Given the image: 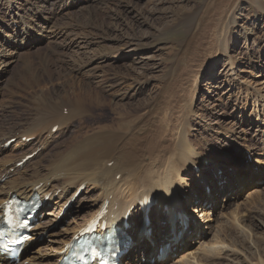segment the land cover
Wrapping results in <instances>:
<instances>
[{
	"label": "bare ground",
	"instance_id": "1",
	"mask_svg": "<svg viewBox=\"0 0 264 264\" xmlns=\"http://www.w3.org/2000/svg\"><path fill=\"white\" fill-rule=\"evenodd\" d=\"M49 1L0 0V9L7 11L6 16L3 14L4 11H0V80L3 73L9 71L10 64L16 60H20L23 64L28 63L30 59L27 56L28 53L25 52L26 50L20 52V48L29 43L49 40L51 43L57 42L64 53L72 51L75 54L61 61L65 65L61 73L65 76L70 75V78L66 77L67 79L58 86L52 85L48 89H43L41 85L51 82L53 74L49 69H46L44 74L34 73L31 76L32 84L33 87L39 88V92L36 90L32 92L36 107L28 116L13 115L15 118L8 117L0 124V213L4 201L13 195L29 198L34 194L44 197L51 193V198L54 199L37 216L32 233V239H38L49 226L52 227L47 241L37 248L34 245L36 242L28 243L24 251L27 256L19 264H56L68 252L69 249L65 254L63 253L71 237L84 229L90 217L98 214L104 203H108L107 211L104 213L107 228L103 229L100 223L98 233L105 236L104 233L113 225L117 228V237L115 235L114 237L120 244L119 249L125 251L120 264H135L138 259H141V254L144 260L150 261L154 258L160 260L159 264H165V259L186 239H204L212 233L213 223L218 220L217 214H213L214 217H212V211L206 207V204L215 205L221 194H226L227 197V193L236 186L235 182L228 186H218L209 180L207 176L214 168V161L209 160V155L213 157L212 150L207 151L201 141L195 139L196 134L192 132L194 121L185 116L191 114V101L195 95V87L204 71L205 76L208 73L206 77H209L208 80L206 79L207 86L217 87L210 81L214 75L215 62L210 59L218 54L226 56L225 63L228 71L221 82L222 84L229 82L231 86L226 93H232L234 89H238V92L242 94L244 91L245 99L248 101L247 99L252 95L255 96V91H258L259 94L255 99L256 106L259 103L258 97L264 100V94L261 93L263 91L254 88L251 83L241 81L245 87L235 86L232 83V80L236 78L240 80V76L234 66L237 57L231 54L236 53L234 42L237 33L236 24L240 20L239 9L244 3L249 2L251 8L255 7L256 14L264 18V2L263 0H205L204 6L197 10L193 22L188 27L193 32V36L199 31V25L205 24L213 6H218L219 10L223 8L225 15L219 19L218 27L212 35L216 37L217 42H212L210 53L204 54L203 58L199 56L201 59L198 58L194 65L188 79L192 85L190 90L192 93L189 94V100L183 102L181 117L175 120L171 110L154 116L155 109L145 106L148 103L147 99L136 103L140 107L147 108V115L145 114L144 117L134 112H129L130 117H126L121 110V106L127 105L125 102L128 99L127 96L130 98L142 90L145 87L142 88V84L147 82V79L154 78L155 85L158 83V73L155 70L157 62L149 63L152 67L148 70L147 58L142 53L153 45L150 40L155 34L135 37L124 42H111L139 27L137 25L139 16L135 18L131 15L137 2L118 0L122 6L115 9L108 7L111 11V23L98 28L97 33L91 32L89 35L82 29H78V26L69 27L61 23L60 14L68 6L67 0H55L57 5L53 9L49 8ZM89 1L92 0H87ZM98 1L108 4L117 0H93L88 4V9L97 12L99 5L95 3ZM100 8L103 7L100 6ZM244 9L246 10V7ZM92 19L90 18V21ZM167 26L170 27L169 24ZM52 36H56L55 39H52ZM184 41L176 45L182 48L183 57L192 51L194 44L191 37ZM124 56L128 58L127 62L120 64L116 61L117 58ZM150 57L154 58V54ZM179 57L183 58L180 55ZM111 59L114 60L110 62ZM249 61H251L250 58ZM139 68L142 71H137ZM207 69L209 70L206 71ZM78 72L83 73L85 77L78 78L76 75ZM194 77L196 81L192 83ZM241 88L244 90H240ZM206 90L209 89L206 88ZM234 95L236 94H228L230 98ZM247 104L248 102L241 103L244 110ZM97 107L117 108L119 116L114 120L109 119L108 114H104L105 118L95 120ZM257 123L255 135L261 134L256 138L257 143L261 145H259L260 153L250 145L244 148L256 154L253 161L249 162V166H253L254 170H264V160L260 156H264V119L259 117ZM55 127H57L56 132H54ZM13 137H17L16 143L5 148V143ZM23 138H31V140L26 143L22 140ZM58 139L61 140L59 143H57ZM38 149L40 151L34 155V159L27 160L22 166L17 165L26 155ZM20 152L24 153L20 154ZM194 166H202L203 170L195 173L193 178L205 180L207 184L213 186V190L206 194L207 203L201 200L205 185L197 183L192 187V184L186 181L188 176L186 173H191ZM78 192L80 193L76 196ZM144 195H152V201L155 200L148 219L143 217V211L148 206H143L140 201V199L143 200ZM190 195L194 196L191 200L194 205L186 206L184 202ZM235 197H240V193L235 192L231 196L232 199ZM66 205L69 210L59 216ZM71 209L81 213L72 215ZM162 212L163 219L160 221L159 214ZM144 213L147 212L144 211ZM194 215L201 217L200 223L196 222ZM240 215L235 211L229 217V224L218 226L215 241L205 244L201 251L202 255H199L206 261L192 256L194 258L192 264H205L207 259L211 262L214 256L220 260L223 259L221 262L225 264H245L249 255L257 259L255 263L253 262L254 264H264L262 248L256 242L258 234L249 226L248 229L244 227V219ZM140 216L142 221H138ZM140 222L142 227L136 229ZM161 223H163L162 226ZM166 226H169L167 234L165 233L164 236L154 234L155 229L163 230ZM230 231L233 232L231 237H229ZM179 233L181 242L178 239ZM156 235L158 240L155 238ZM167 245H169L168 249ZM161 248L163 252L159 254ZM8 263L10 262H6ZM137 264L147 263L142 260Z\"/></svg>",
	"mask_w": 264,
	"mask_h": 264
},
{
	"label": "rangeland",
	"instance_id": "2",
	"mask_svg": "<svg viewBox=\"0 0 264 264\" xmlns=\"http://www.w3.org/2000/svg\"><path fill=\"white\" fill-rule=\"evenodd\" d=\"M92 1L87 2V0H67L68 6L60 14L61 17H63L64 15V19L60 17V21H62L61 23L69 27L78 26V29H82L84 33H89L90 35L91 32L97 33L98 28L108 26L111 23V11L108 10V7L115 9L118 6H122L121 4H119L118 0L111 1L108 4L98 1L95 4L97 6L99 5V7L97 9V12H95L91 9H88V4H90ZM136 2L137 6L134 7L135 10H133L131 15L135 18L139 16L137 24L139 25V27L136 28L135 31H128L126 34H124V36L118 39H113L111 42H124L125 40H131L135 37H143L150 34H155L154 36L156 37L152 36L150 40L153 45L150 46L147 50H143L142 53H144V57L147 58L148 70L152 67L149 63L157 62V64L155 65V70L156 73H158V83L156 84V86L154 78L147 79L148 81L142 84V88L145 86L142 90L136 92L134 96H131L130 98L129 96H127L128 99L125 100V102H127V105L125 107L121 106V110L124 114H126V117H130L129 112H134V114L144 117L147 115L146 107L155 109V111L153 112L154 116L162 115L165 111L171 110L174 114L175 120H178V118L181 117L184 103L189 100V94L192 93L190 91L192 85L188 79L191 76L194 65L199 60L198 58H203L205 56L204 54H206L207 52L210 53L212 42H217L215 40L216 37L212 35L218 27L217 23L219 19H221L225 15V10L223 8L219 10L218 6H213L209 11L205 24L199 25V31L195 34V36H193V32L190 31L188 27L190 26V23L193 22L197 10L200 7L204 6L203 4L204 2H206L205 0H134V3ZM248 3L249 2L244 3L243 7L239 9L238 13L240 20L238 24H236L237 33L234 42L236 53L232 52L231 54H234V57H237V61L234 66L235 70L240 76V80L236 78L235 80H232V83L235 84V86L241 85L242 87H245V84L241 83V81L249 82L253 85L254 88L258 89L259 91L262 90L263 92L261 93L264 94V18L261 16L259 17L256 14L255 7L251 8ZM56 5L57 2L55 0L49 1V8H56ZM100 6H102L103 8H100ZM244 7H246V10L244 9ZM0 11H4V16L7 15V11L5 9H0ZM138 13L144 15H138ZM90 14L93 17H90ZM88 17L93 18L92 21H90V18ZM167 24H169L170 27H168ZM55 37L56 36H52V39H55ZM188 37H191L192 42H194L193 48L192 51H189L188 54L183 57L182 48L177 47L176 45L184 40V42H186ZM111 38L113 37L111 36ZM24 51L28 53L27 56L30 58L29 61L31 62L27 61L28 63L23 64L20 62V60H16L12 64H10L9 71L4 72L3 77L0 80V124L3 123L8 117H13V115L15 117L20 115L28 116L32 113V110L34 109V107H36V100L32 95V92H34L35 90L39 92V88L33 87L32 84L31 76L34 73L44 74L46 69H49L50 73L53 74L51 82L43 83L41 85L43 89H48L52 85L58 86L64 81V79L70 78V75L65 76L61 73L63 71L62 67L65 66L63 65V63H61V61L63 59H68L71 55L75 54L72 51L64 53L58 47L57 42L51 43V41L49 40L32 42L20 48V52ZM151 54H154V58H149ZM179 55L183 58H180ZM125 58L126 56H124L123 58H117L116 61L120 64L125 63L128 61V58ZM225 58L226 56L224 57L218 54L217 56L214 55V57L210 59V61H215L213 67L214 75L212 76V80L210 79V81L213 85H217V87L213 88L212 86H207V80L209 79V77H206L208 73L205 76L204 71L201 74L202 76L199 80V83L195 87V95L194 97H192V101L190 100L191 114H186L185 117H188L189 119L191 118L192 121H194L195 125L192 128V132L196 134L195 139H199L202 146L207 151L212 150L211 152L213 157L209 155V160L214 161V168L211 170V172H209V175L207 176L209 180L213 181V183L218 186H228L229 184L235 182V187L237 188L234 187L232 190H230L227 193V197L226 194H221L218 199L219 201H217L215 205L206 204V207L209 208L210 211H212V217L217 214L216 219L218 220L213 223V234H209L204 239H186L178 248L174 250L173 253H171L170 256H168L167 259H165V264H192V261L194 259L192 256L199 257V259H202V261H204L205 259L199 256L202 253L201 251H203V247L205 246V244H211L213 241H215V235H217L218 226L220 224H229V217H231L232 213L235 211L239 212L242 215L244 219V227L246 229L250 227L254 229L253 232H256L258 234L257 240L259 242H256L258 243L259 247L262 248V257L264 258V172L261 173V171L254 170L253 166L250 167L248 165L247 161L248 159H250V156L251 159L249 161L252 162L256 154L251 153V155H249L250 152L245 150L246 146L250 145L255 149V151L260 153V144L257 143L256 138L261 136V134L255 135V133L257 132L256 128L258 127V118L260 117L261 119H264V100L258 97L257 99H259V103H257L256 106L255 99L259 94L258 91H255V96H250V98L247 99L248 101H246L245 99L246 93L244 91L242 94L238 92V89H234L232 93H226L228 88L231 86L229 82H227L226 84L221 83L225 78V74L227 73L226 71H228L225 63ZM249 58L251 59V61H249ZM113 60L114 59H111L109 61L112 62ZM174 62L176 63V65ZM20 65L22 66L20 67ZM208 70L209 69H207L206 71ZM137 71H142V69L139 68L137 69ZM73 73L75 75V72ZM76 75L78 78L85 77V75L80 72H78ZM95 81L96 80H94V82ZM195 81V77L192 78V83H194ZM206 88L209 90H206ZM160 89L165 92H162ZM240 90L244 89L241 88ZM153 93L156 95H154ZM150 94L151 96H149ZM228 94L236 95L230 98ZM146 99L148 101L147 104H145L146 102L144 103L146 107H140V105L136 104L139 100L144 101ZM246 102H248V104L244 110V106L241 105V103L243 104ZM169 107L171 108L169 109ZM66 112L67 111L65 110V113ZM257 113L259 114V116L256 117L255 115ZM104 114H108L109 119L113 118L114 120H116L119 116L117 108L106 107V109H101L97 107V111L95 113L96 116L94 117V119H103L105 118V116H103ZM157 121H161V119H157ZM54 132H56V130H54ZM236 140L238 141L236 142ZM60 141L61 140L58 139L57 143H59ZM15 143H13L12 145H14ZM23 153L24 152H20V154ZM260 156L262 157V160H264V156ZM201 167L199 166V169L193 167V169H191V173H186L188 175L186 176V181L192 184V187H194L197 183H199L200 185H205L201 194V200L203 201V203H207L206 194L210 193L211 190H213V186L211 184H207L205 180L201 181L193 178L195 176V173H200L203 170V167L202 169ZM240 183L242 184L240 185ZM250 183H253L251 184L252 186L250 185ZM235 192H237V194L240 193V197H235L232 199L231 196L235 194ZM192 199H194V196L190 195L187 200L188 205H194V203L191 201ZM70 211H72V215L81 213L76 212V209H71ZM221 216L224 218H222ZM159 219L160 221H162L163 215H160ZM197 221L198 223H200V220ZM168 229L169 226H166L164 230L156 229L155 233H158L159 235V232L161 233L163 231V233L166 232L167 234ZM51 230L52 227L49 226L47 228V231L42 235L43 237L41 236V238H38V241H35V248L39 247V245H42V243L47 241L48 233ZM204 231L208 232L206 229H204ZM178 235L179 242H181V234L179 233ZM232 235L233 232L230 231L229 237H231ZM168 248L169 245H167V249ZM243 252L246 253V250L243 249ZM159 254H162V249L159 250ZM26 256L27 253L25 255V258ZM184 257L187 259H185ZM140 258L141 259H138L135 264L139 263L142 260L147 264H159L160 262V260H156L154 258L150 259V261L146 259V261L144 260L142 254ZM212 260L213 261L208 262L207 259V263H204L212 264L213 262V264H225L224 262H221L223 261V259L220 260L215 256L212 257ZM256 260L257 259L255 257L249 255L245 264H254Z\"/></svg>",
	"mask_w": 264,
	"mask_h": 264
}]
</instances>
